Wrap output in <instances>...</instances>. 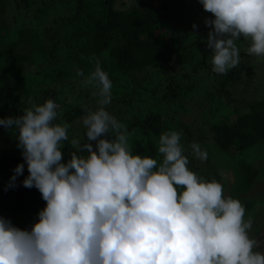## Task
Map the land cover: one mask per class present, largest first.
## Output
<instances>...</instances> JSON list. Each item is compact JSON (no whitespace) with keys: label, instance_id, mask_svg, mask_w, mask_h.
<instances>
[{"label":"trees","instance_id":"16d2710c","mask_svg":"<svg viewBox=\"0 0 264 264\" xmlns=\"http://www.w3.org/2000/svg\"><path fill=\"white\" fill-rule=\"evenodd\" d=\"M206 19L214 14L200 0H0V118L20 116L33 103L53 99L61 110L56 122L71 125L69 139L61 142L67 162L76 151L71 139L87 140L82 118L100 107L97 89L83 83L99 61L113 82L112 101L104 107L127 128L128 141L138 140L132 146L136 154L161 161L160 135L185 131L188 167L220 182L225 196L242 202L245 215L260 205L258 214L264 191L250 192L264 177V164L242 157L264 143V97L256 98L249 86L255 75L247 53L251 38L246 48L236 42L241 55L236 67L215 73L208 47L214 26ZM81 70L84 76L78 75ZM239 85L242 98L234 92ZM197 93L209 106L200 112L194 104ZM223 109L225 118L205 127L204 120ZM179 111L198 112L199 129L180 120ZM4 129L0 125V135ZM16 141L11 138L0 151V217L12 223L28 209L46 206L36 187L22 183L29 172ZM193 142L207 151L206 164L193 154ZM220 151L229 159L218 160ZM20 163L24 171L9 187Z\"/></svg>","mask_w":264,"mask_h":264},{"label":"clouds","instance_id":"9594fccd","mask_svg":"<svg viewBox=\"0 0 264 264\" xmlns=\"http://www.w3.org/2000/svg\"><path fill=\"white\" fill-rule=\"evenodd\" d=\"M200 3L214 14L205 23L214 26L208 47L215 73L239 64L241 36L251 38L249 55L264 57V0ZM83 83L97 89L100 107L82 118L87 140L71 139L76 151L67 162L61 142L71 125L56 122L61 110L53 99L0 118L18 130L29 172L23 185L46 201L30 229L0 217V264H264L245 206L188 167L181 133L160 135L161 161L134 153L127 128L104 107L113 82L99 61ZM190 147L198 159L208 158L199 143ZM24 167L14 168L9 187Z\"/></svg>","mask_w":264,"mask_h":264},{"label":"rangeland","instance_id":"374dc122","mask_svg":"<svg viewBox=\"0 0 264 264\" xmlns=\"http://www.w3.org/2000/svg\"><path fill=\"white\" fill-rule=\"evenodd\" d=\"M154 1L156 3H158V0H154ZM12 16L9 17L8 20H12L13 19ZM249 40H250V37L247 39H244V37H242V38L240 37V40H238V42L241 43V49L246 48V46L249 43ZM248 57H249V61L253 63L254 70H255L254 78L249 83L250 91H251L250 93H253V95H254V91H255L256 98H263L264 97V57H260V56H256V55H250ZM242 86L243 85H239L237 87V89L234 90L235 96L238 98L243 97V90H242L243 87ZM65 89H67V88H65ZM249 95L250 94H248V96ZM91 98H92V96L91 97L89 96L87 100H89ZM247 98L250 99L249 97H247ZM195 99L198 101H196ZM195 99H193V102L196 101V102H194V104L198 108L199 112L202 111L204 108L209 107L206 105L207 102H205V103L202 102V100L204 101V95L201 96L200 93H197L195 95ZM89 102H90V100H89ZM233 104H235V102L232 101V105ZM178 115H179V119L182 120L184 123L190 124L192 127L195 128V130H196V128H198V125L195 122L196 117L199 116L198 112L186 114V113H183L182 111H179ZM224 115H225L224 109L217 112L216 117L214 116V114H211V116L207 117L204 120L205 127H209L216 120L224 119L225 118ZM232 119H235V117L233 116ZM4 132H5V134H4ZM178 132H180L182 135L181 136V144L183 145L184 149H186L189 145H186V142H185L186 141V137H185V133H184L185 131L183 132L182 130H180ZM17 134H18L17 129L5 128L3 130V134L0 135V151L3 150L2 148L6 147V143H11V142H9V140H11V138H13L15 142H17L16 141L18 139ZM8 136L10 138H8ZM137 141L138 140H136L135 142L129 141L130 146L132 147L133 143H136ZM7 146H8V144H7ZM250 149H249L248 155L246 156V155L242 154V157H244L246 159H251V160H253L259 164H264V160H262V158H261L262 155L264 156V143H259V144L255 145L252 148V150H250ZM226 154L227 153H224L223 151L215 153V155H217L218 160H219V158H221L223 160L225 158ZM226 158L229 159V157H227V156H226ZM217 159H215L216 163L218 162ZM200 161H201L200 165H201V163L206 164V160H200ZM231 162H232V160H231ZM222 163H220V164H222ZM224 163L227 164L228 160H226ZM230 165L231 164H229V166ZM261 175H264V169H263ZM260 191H264V177L259 179L257 185L250 192V194L257 195L260 193ZM263 200H264V197H263ZM34 207L28 209L23 214L18 216V218H16V220L13 222V224L16 225L17 227H20L21 229H30L36 222H38V220H39L38 213L45 206H34ZM259 207H260V205H258V207L256 205V208L251 210V212L253 214L251 212H249L248 215H245V218H248V217L252 218L253 226H252V229L250 230V236L261 242L258 249H262V248H264V209L262 210V212L255 214V210Z\"/></svg>","mask_w":264,"mask_h":264}]
</instances>
